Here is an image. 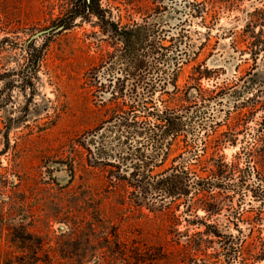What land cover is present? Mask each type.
<instances>
[{
    "label": "rangeland",
    "instance_id": "1",
    "mask_svg": "<svg viewBox=\"0 0 264 264\" xmlns=\"http://www.w3.org/2000/svg\"><path fill=\"white\" fill-rule=\"evenodd\" d=\"M96 1L0 0V264H264V0ZM167 108L196 128L145 166L116 123ZM181 155L197 178L159 193Z\"/></svg>",
    "mask_w": 264,
    "mask_h": 264
},
{
    "label": "trees",
    "instance_id": "2",
    "mask_svg": "<svg viewBox=\"0 0 264 264\" xmlns=\"http://www.w3.org/2000/svg\"><path fill=\"white\" fill-rule=\"evenodd\" d=\"M83 1V7L86 12H88L91 15H99L97 13V1L96 0H82ZM78 18V15L72 16L71 21L73 22ZM69 26H65L64 30L68 29ZM126 33V32H125ZM143 34L145 37H143L144 42L146 43L149 39L148 36V30L146 28H136V30H131L127 36L130 38L131 36H134L135 34ZM139 37V35H137ZM147 47H149L147 45ZM152 55V53H151ZM163 59L160 60V62H164L166 65L170 64L171 61L175 62V66L178 65V58L179 55L175 56L174 58L170 59V57L166 55H162ZM167 57V58H166ZM165 59V60H164ZM143 109V108H142ZM168 109V110H167ZM166 110H162L161 112L153 113L149 112L146 117L155 119L154 123H151L147 120H143L144 122H139L138 116L136 114H133L132 117L128 119H121L119 120L116 125L118 128H120L121 133L127 135V136H137V135H144L145 144L148 147L150 154L145 157V160H147V163L145 166H152V163H157L158 158H161V156H167L168 152L171 150V141L176 140V138L182 134H190L192 133V130L196 128V122L195 118H197L194 115H187V114H181L180 111L174 112L169 110L167 108ZM147 110V109H145ZM144 110V111H145ZM190 146H188V149ZM187 149V148H186ZM218 153V151L216 152ZM164 159V158H163ZM189 159H183V155L177 157L174 161L172 166L161 173V180L160 183L164 184L163 188H156V190L160 191L159 193H164L168 195L169 197H180L185 196V192L188 191L190 187V181L194 180L197 175L192 172L188 166L190 165L187 161ZM163 162V160L161 161ZM159 162V163H161ZM141 164V165H143ZM215 167V164L212 165ZM228 168V165L225 164V162L221 159V161H218V164H216V170H213V168L208 169L209 177L210 179H216V180H223L226 179L227 176L231 175V171L229 169L228 174L225 169ZM239 172L237 168H233V172ZM151 172V171H150ZM202 179L206 180V184L204 187L197 189L198 194L203 193V195L206 193L205 197H212V190L215 184H211L209 181L212 180ZM215 180V181H216ZM167 185V186H166ZM205 203V204H200ZM187 208L190 209V211L194 208L197 210L202 209L209 215L216 214L218 208H210L206 204V202H203L201 199H198L196 202L188 203ZM207 229H209L211 226L206 225ZM23 237L21 238V244L23 249H27L31 252V256L33 257L34 251L40 246V243H36L34 245L37 246L34 249V245L31 243L33 237L30 232L27 230H24L22 233ZM215 237L218 234L213 233ZM228 239H233L232 236L227 237ZM32 246H30L29 244ZM25 264H37V260H34V258L28 259V262Z\"/></svg>",
    "mask_w": 264,
    "mask_h": 264
},
{
    "label": "water",
    "instance_id": "3",
    "mask_svg": "<svg viewBox=\"0 0 264 264\" xmlns=\"http://www.w3.org/2000/svg\"><path fill=\"white\" fill-rule=\"evenodd\" d=\"M87 1H90V0H87ZM43 33H44V32H43ZM43 33H39V34H37L36 37L39 36V35H41V34H43Z\"/></svg>",
    "mask_w": 264,
    "mask_h": 264
}]
</instances>
